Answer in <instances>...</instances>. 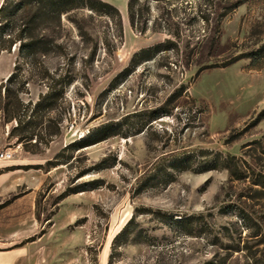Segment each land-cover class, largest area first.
<instances>
[{
    "label": "rangeland",
    "instance_id": "rangeland-1",
    "mask_svg": "<svg viewBox=\"0 0 264 264\" xmlns=\"http://www.w3.org/2000/svg\"><path fill=\"white\" fill-rule=\"evenodd\" d=\"M104 1L118 10L120 27L74 10L60 25L46 20L34 29L60 50L28 57L15 40L0 51V97L16 73L10 87L21 80L18 97L32 104L20 121L6 123L0 111V154L10 153L0 171L18 174L6 191L32 193L26 202L53 264H108L132 215L111 264H264V61L210 66L264 43V0H139L133 25L128 0ZM167 40L177 48L125 72L135 54ZM181 85L194 105L182 100L149 131L105 138L104 125L162 106ZM47 92L50 106L29 120ZM43 133L52 141L35 145ZM74 141L89 146L65 151L68 163L46 165ZM185 157L189 170L167 168L170 176L158 178L161 167ZM103 159L109 168L77 177ZM92 181L101 186L86 185ZM77 186L82 191L67 192Z\"/></svg>",
    "mask_w": 264,
    "mask_h": 264
},
{
    "label": "trees",
    "instance_id": "trees-1",
    "mask_svg": "<svg viewBox=\"0 0 264 264\" xmlns=\"http://www.w3.org/2000/svg\"><path fill=\"white\" fill-rule=\"evenodd\" d=\"M138 1L139 0H128L127 3V12L131 25H133V17L135 14L133 7L138 3ZM146 1L163 2L171 0ZM80 9H87L98 16L108 17L114 20L117 26L120 27V15L118 10L104 0H3L0 5V51L9 52L15 40L19 41V51L21 53H24L28 57L34 56L36 54H46L47 52L52 50V47L60 50V45H54L50 40L42 37H37L34 34V29L41 22L46 20H54L57 25H60V19L62 15ZM22 19V25L19 26V31L14 37V23L17 20ZM176 48V44H174L170 40H167L157 43L156 45L147 49H143L132 57L130 62L132 68L129 70L126 69L125 72L133 70L135 66H137L141 62H146L154 59L160 53L171 51L172 49ZM243 59H249L252 65H257L260 62L264 61V43L255 50L245 53H239L236 55H229L227 57H224L221 61H218L210 66L223 68ZM16 77V73H12L6 79L5 84H1L2 95L0 97V111L2 113L3 120L6 123L10 122L11 120L20 121L19 117L22 109H29V107L32 105L29 102L28 105L24 107L18 97V93L21 92V89L19 88L20 85H22L21 80L14 82V84L19 85V87H10L11 82ZM52 95V92H47L45 95L41 96L37 102L34 103L33 111L31 112L29 120L35 118L38 111H41L42 109L50 106L51 103H49V101L51 100ZM182 100H187L193 105L195 104V102L189 97L186 88L183 85L179 86L173 93H171L162 106L149 111L133 113L126 116L124 119H122V121L106 124L102 127V132L104 136H106L105 138H127L130 136L138 135L145 131H149L152 129L154 121L163 117L171 116L174 108L178 107ZM34 135L35 134H29L24 138H27V141H30L33 139ZM35 136H37V139L34 143L35 145L43 144L47 146L52 141V139H50V135H48L47 133L37 134ZM87 146L89 145L82 146L79 141H74L73 143L65 146L60 152H58L52 160L47 161L46 165L50 168H54L59 165L68 163L72 155L65 157V151L71 149H73V151H77ZM188 158L189 157H185L179 160L172 159V161H170L167 166H163L160 170L157 171V175L159 176L158 178L164 180L168 178V176H170V174L166 171L167 168L172 169L176 172L189 170L191 167L189 165ZM220 162L221 161L217 159L214 162L213 167H209V170L215 169V167L218 166ZM222 164L229 171L230 177H238L239 172L237 168L231 169V167H229L227 163V160H224ZM107 168H109L108 161L107 159H103L98 163L79 172L77 177H82L84 175L95 173ZM91 184H95V187L92 188H98L99 186H101L98 185V181L86 183V185ZM80 188L81 186H77L73 190H68L67 192H80L82 191ZM134 217L135 215H132L130 221ZM130 221L114 237L111 244V253L108 258V264L112 263L113 254H115L116 250L115 248H119L121 245L127 242V230L129 228ZM94 263L96 264V260H94Z\"/></svg>",
    "mask_w": 264,
    "mask_h": 264
},
{
    "label": "crops",
    "instance_id": "crops-1",
    "mask_svg": "<svg viewBox=\"0 0 264 264\" xmlns=\"http://www.w3.org/2000/svg\"><path fill=\"white\" fill-rule=\"evenodd\" d=\"M15 176L9 167L0 171V264H53L51 252L43 250V237L36 234L32 202L31 207L26 202L32 193L19 196L6 191L5 183Z\"/></svg>",
    "mask_w": 264,
    "mask_h": 264
},
{
    "label": "built area",
    "instance_id": "built-area-1",
    "mask_svg": "<svg viewBox=\"0 0 264 264\" xmlns=\"http://www.w3.org/2000/svg\"><path fill=\"white\" fill-rule=\"evenodd\" d=\"M0 159L1 160H8V159H10V153H8V152L1 153L0 154Z\"/></svg>",
    "mask_w": 264,
    "mask_h": 264
}]
</instances>
